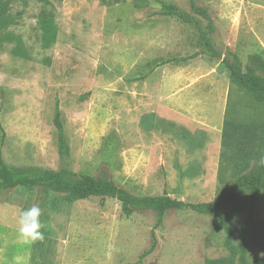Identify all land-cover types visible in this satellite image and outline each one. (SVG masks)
I'll list each match as a JSON object with an SVG mask.
<instances>
[{
	"label": "rangeland",
	"instance_id": "rangeland-1",
	"mask_svg": "<svg viewBox=\"0 0 264 264\" xmlns=\"http://www.w3.org/2000/svg\"><path fill=\"white\" fill-rule=\"evenodd\" d=\"M3 2L0 162L110 181L135 197L214 200L224 122L264 124V103L233 85L222 62L261 73L249 60H264V0ZM177 73L196 79V108L223 110L217 128L173 119L168 96L185 81L167 87L162 77ZM226 166L222 188L234 177ZM256 199L230 225L222 213L186 207L158 225L152 210L126 215L108 197L68 203L42 188L0 191V264H215L230 258L228 232L234 264H264V202ZM33 206L44 238L25 245L17 219Z\"/></svg>",
	"mask_w": 264,
	"mask_h": 264
},
{
	"label": "trees",
	"instance_id": "trees-1",
	"mask_svg": "<svg viewBox=\"0 0 264 264\" xmlns=\"http://www.w3.org/2000/svg\"><path fill=\"white\" fill-rule=\"evenodd\" d=\"M5 9V3L0 0V21H2ZM192 9L204 19L210 20L204 10L193 5ZM165 13L174 14L172 8H169ZM205 43L210 45L207 39ZM249 61L261 72L260 74H253L252 71L250 73L243 72L235 62H222L233 85L249 94L256 102L264 103V60L261 56L254 55ZM55 122L59 130L60 151L66 153L67 145L64 141L58 116ZM221 139L219 189L211 203L185 204L166 196L135 197L110 181L95 180L89 176L70 180L62 172L14 168L3 162H0V191L16 188L28 190L42 188L61 196L68 203L90 197H108L117 200L126 215H130L135 210H152L157 214L158 225L161 224L166 211L186 207L204 215L222 213L220 220H223L226 225H230L240 214L251 212L257 202V197H260L264 202V151L255 144L256 141L259 143L264 142V124L243 125L225 121L222 127ZM227 164H230L234 170L233 182L228 187L222 188ZM245 194L252 196L249 202L240 199ZM228 236L225 244L230 251V258L226 262L220 261L215 262V264H234L232 234L228 232Z\"/></svg>",
	"mask_w": 264,
	"mask_h": 264
},
{
	"label": "crops",
	"instance_id": "crops-1",
	"mask_svg": "<svg viewBox=\"0 0 264 264\" xmlns=\"http://www.w3.org/2000/svg\"><path fill=\"white\" fill-rule=\"evenodd\" d=\"M162 79V83L165 84L167 87L174 83L177 84L181 81H185V85H183L179 89H176L168 96L167 102L171 107H173L172 110L174 111V113H172V115L174 116L173 119H180V117L183 116V118L186 120L185 122L193 123L192 121H196L204 127L206 126V128L218 127L213 125L215 122H218L220 117H222L223 110H221V114H218L219 112L217 110H212L208 106L207 109L202 108L201 106L198 108L195 107L196 104H194V102H196V100L194 96L198 94L197 89L194 88V83L196 82V79H193L191 76L181 77L179 76V73H177L175 77H169V74H165ZM207 89H209V87ZM163 91L164 88H162V92ZM209 93H211L210 95L214 97L215 101V88L213 89V92L210 91ZM204 119L209 122L208 126L203 123ZM177 122L179 121L177 120Z\"/></svg>",
	"mask_w": 264,
	"mask_h": 264
},
{
	"label": "clouds",
	"instance_id": "clouds-1",
	"mask_svg": "<svg viewBox=\"0 0 264 264\" xmlns=\"http://www.w3.org/2000/svg\"><path fill=\"white\" fill-rule=\"evenodd\" d=\"M42 210L39 206H33L21 211L18 219V239L22 244L30 245L43 240L42 229L44 224L41 221Z\"/></svg>",
	"mask_w": 264,
	"mask_h": 264
}]
</instances>
